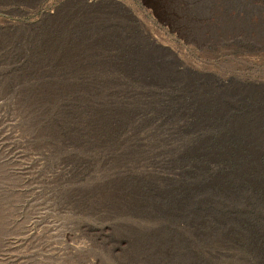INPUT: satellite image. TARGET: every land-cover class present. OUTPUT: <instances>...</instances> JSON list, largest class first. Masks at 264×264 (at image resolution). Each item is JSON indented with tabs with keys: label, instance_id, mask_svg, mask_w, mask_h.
Listing matches in <instances>:
<instances>
[{
	"label": "rangeland",
	"instance_id": "374dc122",
	"mask_svg": "<svg viewBox=\"0 0 264 264\" xmlns=\"http://www.w3.org/2000/svg\"><path fill=\"white\" fill-rule=\"evenodd\" d=\"M250 27L264 0H0V264H264Z\"/></svg>",
	"mask_w": 264,
	"mask_h": 264
},
{
	"label": "bare ground",
	"instance_id": "6f19581e",
	"mask_svg": "<svg viewBox=\"0 0 264 264\" xmlns=\"http://www.w3.org/2000/svg\"><path fill=\"white\" fill-rule=\"evenodd\" d=\"M189 2V1H188ZM213 2V1H212ZM211 6V5H210ZM257 10V9H256ZM250 14V13H249ZM249 17V16H248ZM204 18V17H203ZM207 18V17H206ZM212 21V20H211ZM237 22V21H236ZM262 23V22H261ZM258 25V24H257ZM261 25V24H260ZM211 28V27H210ZM251 28V27H250ZM248 28L246 30H236L231 36H229V39H236V38H242L244 40H248V41H252L255 43H259L260 45L262 43H264V27H253V28ZM242 29V28H241ZM231 33V32H230ZM212 34V33H211ZM198 36V35H197ZM204 38V37H203ZM226 39V38H225ZM226 39V40H229ZM233 39V40H234ZM237 40V39H236ZM219 41V40H218ZM254 43V44H255ZM183 84V83H182ZM189 87V86H188ZM190 88V87H189ZM182 89V88H181ZM187 89V88H186ZM221 91V90H220ZM190 92V90H189ZM224 94H226V92H223ZM243 94H236V99H241ZM218 96V95H217ZM227 96V95H226ZM211 97V96H210ZM238 97V98H237ZM221 98V97H220ZM217 99V98H216ZM215 99V100H216ZM227 99V98H226ZM242 100V99H241ZM225 101V100H224ZM201 106V105H200ZM234 106V105H233ZM232 106V107H233ZM219 107V106H218ZM224 107V106H223ZM228 108V107H227ZM84 111V110H83ZM255 111V110H254ZM258 113V112H257ZM91 115V114H90ZM216 115V114H214ZM257 119V118H256ZM249 123V122H248ZM256 126V125H255ZM259 126V125H258ZM256 128V127H255ZM238 129L243 132H248V130L246 129V125H244V123H242L240 126H238ZM256 130V129H255ZM166 131V130H165ZM167 132V131H166ZM255 132V131H254ZM132 136V135H131ZM161 137V136H160ZM254 138V136H253ZM127 139V138H126ZM255 139V138H254ZM147 140V139H146ZM247 143H250L252 140H247ZM256 143V142H255ZM258 143V142H257ZM166 145V144H165ZM254 147V146H253ZM226 148V147H225ZM250 150V153L252 154L251 158H246L244 159L245 163H242V168L243 171H247L250 175H252L253 177H250L247 179V181L250 183V185L252 186V188L254 190H262L264 192V178L261 174V172L257 169L256 164L257 163V157H258V152L257 149L254 148H248ZM164 151V150H163ZM227 151V150H226ZM261 151L264 153V147L261 149ZM152 153V152H151ZM227 153V152H226ZM240 154V153H239ZM237 155L236 157L241 158L243 157L241 155ZM227 155V154H226ZM250 159V160H249ZM243 162V161H242ZM260 164V163H259ZM145 165V164H144ZM207 165V164H206ZM164 166V165H163ZM260 168V167H259ZM257 169V170H256ZM255 175V176H254ZM231 179V178H230ZM212 187H218L221 190H224L226 195H227V199L230 200V198H235V200H239L240 197L238 196L239 192L234 191L233 189V183L231 180H228L227 178H222L216 182H214L212 184ZM239 187V186H238ZM223 191V192H224ZM241 192L243 191V189L240 190ZM133 192V191H132ZM228 193V194H227ZM252 193V192H251ZM253 198H256L255 192H253ZM202 199V198H201ZM200 199V200H201ZM140 200V199H139ZM241 200V199H240ZM231 203V202H230ZM221 206V205H220ZM246 207V206H244ZM242 210V209H241ZM205 215V214H204ZM223 226V225H222Z\"/></svg>",
	"mask_w": 264,
	"mask_h": 264
}]
</instances>
